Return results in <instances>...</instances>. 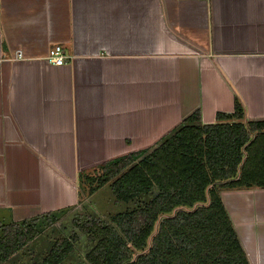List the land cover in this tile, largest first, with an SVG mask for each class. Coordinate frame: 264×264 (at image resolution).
I'll return each mask as SVG.
<instances>
[{"label": "crops", "instance_id": "1", "mask_svg": "<svg viewBox=\"0 0 264 264\" xmlns=\"http://www.w3.org/2000/svg\"><path fill=\"white\" fill-rule=\"evenodd\" d=\"M237 97L264 119V0H0V226L67 215L82 170L216 123ZM220 194L264 264V187Z\"/></svg>", "mask_w": 264, "mask_h": 264}, {"label": "trees", "instance_id": "2", "mask_svg": "<svg viewBox=\"0 0 264 264\" xmlns=\"http://www.w3.org/2000/svg\"><path fill=\"white\" fill-rule=\"evenodd\" d=\"M200 119L196 111L187 121ZM110 181L123 202L156 193L108 220H74L94 242L86 256L90 264H251L220 192L264 187V119L245 120L237 97L235 111L219 112L216 123L185 124L151 151H132L82 170L83 198ZM59 217L49 212L2 224L0 264ZM79 238L75 232L57 240L33 264H61Z\"/></svg>", "mask_w": 264, "mask_h": 264}, {"label": "rangeland", "instance_id": "3", "mask_svg": "<svg viewBox=\"0 0 264 264\" xmlns=\"http://www.w3.org/2000/svg\"><path fill=\"white\" fill-rule=\"evenodd\" d=\"M172 133H174L173 130H163L161 140L163 139L164 141ZM153 148H151V150ZM147 153L148 152L145 154ZM92 154L95 155L97 153L93 151ZM94 168L95 166L88 170L91 171ZM84 185L88 188L90 184L85 182ZM82 189L86 191L83 186L80 188V194H82L80 195L81 200L73 208H70L67 215L60 216L61 218H59L58 221H55L54 225L46 226L43 231L37 234V236L26 244L22 250L11 256L3 264H33L34 262L42 261L57 240L73 238L75 232H78L80 238L75 241V248L61 264H90L86 256L93 247L94 242L88 239L86 233L80 231L74 223V220L77 219L78 221L83 222L93 216H98L102 220H108L115 213L129 209L131 210L146 204V202L154 197L156 193L155 189V191L138 196L130 202H123L116 200L110 185H105L94 195L85 196L84 198V192H82ZM4 222H8V220H4Z\"/></svg>", "mask_w": 264, "mask_h": 264}, {"label": "built area", "instance_id": "4", "mask_svg": "<svg viewBox=\"0 0 264 264\" xmlns=\"http://www.w3.org/2000/svg\"><path fill=\"white\" fill-rule=\"evenodd\" d=\"M15 58H24L23 50L18 49L14 55ZM68 55L66 54L63 46L61 44H57L52 47L48 53L47 59L54 64L61 65L67 62Z\"/></svg>", "mask_w": 264, "mask_h": 264}]
</instances>
